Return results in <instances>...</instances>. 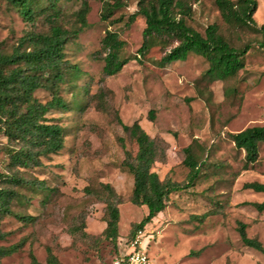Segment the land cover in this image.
<instances>
[{"label": "rangeland", "instance_id": "rangeland-1", "mask_svg": "<svg viewBox=\"0 0 264 264\" xmlns=\"http://www.w3.org/2000/svg\"><path fill=\"white\" fill-rule=\"evenodd\" d=\"M120 1L124 6L104 21L102 0H87V26L65 45V58L75 66L58 89L67 107L46 114L49 122L63 128V147L41 157L37 166L15 167L9 165V144L0 135V172L28 182L14 187L21 197L11 209L34 217L1 219L0 246L22 245L1 257L0 264H30V252L37 262L48 264L49 251L59 264H110L129 240L132 226L146 214L144 205L130 202L132 177L121 162L124 151L134 153L136 145L117 118L126 125L138 121L159 141L161 155L152 170L161 180L186 183L189 169L183 164V149L188 145L199 163L194 182L171 193L165 208L142 228V244L154 264H264V255L242 245L236 231L237 222H243L247 235L264 247V210L251 204L263 201L264 193L243 187L252 181L264 183V143L257 160L245 169L244 151L229 137L264 125V49L254 42L259 35L228 32L213 0H193L188 25L202 33L206 25L216 23L235 45L252 44L244 68L235 76L209 80L203 77L208 63L195 53L161 63L162 54L176 41L163 46L154 40L140 54L144 19L136 16L125 25L138 0ZM256 1L253 18L264 25V0ZM47 3L43 0L42 5ZM79 4L80 0L59 1L65 28L78 25ZM42 15L28 23L8 0H0V48L11 52L24 30L45 31ZM106 30L125 41L120 55L129 61L118 73L104 77L100 42ZM34 96L41 102L51 97L44 89ZM37 181L47 190L34 191L30 184ZM101 183L109 184L120 198L116 247L102 236L106 223Z\"/></svg>", "mask_w": 264, "mask_h": 264}, {"label": "trees", "instance_id": "trees-1", "mask_svg": "<svg viewBox=\"0 0 264 264\" xmlns=\"http://www.w3.org/2000/svg\"><path fill=\"white\" fill-rule=\"evenodd\" d=\"M17 14L26 22L34 23L38 15L43 14L45 31L34 29L24 30L11 52L0 48V135L4 136L9 145L6 153L9 165L32 167L40 164L41 157L56 154L64 142L63 128L49 122L46 114L54 109H65L67 104L58 94L59 85L75 66L65 58V45L87 26L86 15L89 11L87 0H80L75 12L77 26L65 28L61 23V0H8ZM193 0H138L137 8L129 14L126 26H129L136 16L144 19L142 43L138 52L142 55L156 40L160 45L169 46L172 41L176 44L167 48L160 61L168 64L185 60L190 53L203 57L208 63L203 77L209 80H225L233 77L244 68L245 57L252 48L250 42L235 45L226 36L218 24L211 23L199 32L187 24L192 16ZM228 32L249 31L259 35L255 39L257 47L264 49V25H258L253 15L257 10L256 0H213ZM120 0H102V20H108L114 11L122 8ZM120 19V18H118ZM116 21V20H115ZM125 41L119 38L115 31L106 30L100 42L103 53L102 75L112 76L118 73L129 61L120 53ZM74 73V71H72ZM44 89L49 92L50 99L39 101L34 92ZM149 119H153L150 111ZM122 129L129 133L136 145L131 153L124 151L121 166L132 177L130 202L134 205H144L146 214L130 231L132 239L138 230L149 223L167 205L169 195L191 185L199 174V163L196 161L190 145L183 149L185 158L183 164L188 169L184 185L169 179L161 180L152 170L153 164L159 160L162 148L159 141L150 137L138 121L130 125L123 124L117 118ZM229 137L236 149L244 151V168L254 163L259 154V145L264 143V125L247 127L239 132L230 133ZM161 149V150H160ZM28 184L22 178L13 174L0 172V221L5 216H15L21 221H32L31 215H20L12 211L11 204L19 199L15 186ZM33 190H47L42 181L32 182ZM246 189L264 193V183L252 181L243 185ZM103 201L105 202V228L102 232L104 239L112 242L115 247L118 239L120 198L109 184H100ZM259 212L264 210V200L251 203ZM83 225V223L81 224ZM236 231L240 242L245 247L254 249L264 255L262 243L246 233V225L238 221ZM87 236V234H84ZM4 233L0 230V239ZM22 242L9 246H0V258L16 251ZM30 264H41L30 252ZM48 264H59L48 252Z\"/></svg>", "mask_w": 264, "mask_h": 264}, {"label": "built area", "instance_id": "built-area-1", "mask_svg": "<svg viewBox=\"0 0 264 264\" xmlns=\"http://www.w3.org/2000/svg\"><path fill=\"white\" fill-rule=\"evenodd\" d=\"M141 232L142 230H138L132 239L124 240L121 249L111 259L110 264H154L142 244Z\"/></svg>", "mask_w": 264, "mask_h": 264}]
</instances>
